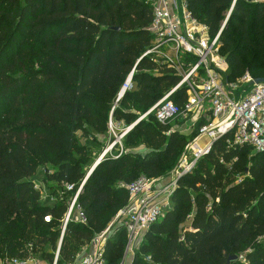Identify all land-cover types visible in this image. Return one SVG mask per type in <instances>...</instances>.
I'll use <instances>...</instances> for the list:
<instances>
[{"label": "trees", "instance_id": "obj_1", "mask_svg": "<svg viewBox=\"0 0 264 264\" xmlns=\"http://www.w3.org/2000/svg\"><path fill=\"white\" fill-rule=\"evenodd\" d=\"M231 2L186 0L211 37ZM150 21L144 0H0V259L39 255L52 264L58 249L56 264H71L78 246L125 206L124 186L159 177L187 144L153 115L140 119L125 135L148 151L99 162L76 200L85 222L73 213L60 238L69 199L86 175L89 148L80 139L98 140L109 118L132 125L179 80L165 65L139 58L153 39ZM219 43L226 80L244 71L264 78V0H236ZM132 69L133 88L112 109ZM169 99L181 106L185 88ZM249 151L215 141L177 180L130 264H225L233 255L243 261L230 264H264V153ZM39 167L65 201L44 200L34 183ZM126 243L120 225L105 238L101 264H123Z\"/></svg>", "mask_w": 264, "mask_h": 264}, {"label": "built area", "instance_id": "obj_2", "mask_svg": "<svg viewBox=\"0 0 264 264\" xmlns=\"http://www.w3.org/2000/svg\"><path fill=\"white\" fill-rule=\"evenodd\" d=\"M235 1L232 0L217 33L211 37L206 27L192 17L186 0H144V4L151 8V21L147 30L153 39L139 58L145 57L165 65L179 80L143 117L151 114L160 124L190 117L192 125H200L197 126L196 135L185 145L186 153L182 155L172 170L171 178L165 184L156 189L158 182L163 181L162 177L149 179L140 176L124 186L127 201L115 218H123L120 225L126 230L125 254L133 251L149 226L169 207L170 196L177 180L190 172L197 160L210 152L215 141L225 138L227 146H247L252 154L264 153V83L254 84V79L247 71L234 81L226 80V62L218 53L220 32ZM133 72L134 69L120 85L112 109L124 93L133 88ZM182 87L185 88L186 99L178 106L169 98ZM107 127L112 132L114 126L110 118ZM130 127L131 125L121 129L118 138L109 143L102 154H110L115 149L110 158L117 159L123 152L120 141ZM113 136L115 138L114 134ZM201 139L205 140L203 145H199ZM116 146H119L118 149ZM94 167L89 169L69 199L62 219L60 238L73 213L75 219L85 222L76 200L86 176ZM65 191L71 192L72 186L66 185ZM109 228L110 226L98 237L101 244L98 253L82 256L79 264L102 263L101 251ZM57 257L58 249L54 253L52 264H56ZM237 260L243 261V256L239 255ZM27 261L32 259L20 261L4 257L0 259V264H25Z\"/></svg>", "mask_w": 264, "mask_h": 264}, {"label": "rangeland", "instance_id": "obj_3", "mask_svg": "<svg viewBox=\"0 0 264 264\" xmlns=\"http://www.w3.org/2000/svg\"><path fill=\"white\" fill-rule=\"evenodd\" d=\"M189 119L190 117H187L185 119L178 118L175 121L169 122V124L167 125L169 131H177L181 133L183 136H185V138L187 139V143H189L192 140L193 136L197 132L196 130L197 124L192 125ZM113 126L114 127L112 128V132L107 131L106 134H104L103 136H98L97 138L98 140L96 141H90L87 138L80 139V141L85 143V145L89 148L88 159L84 163V169H83L84 173L87 174V172L92 166H96L99 162L107 159L108 157L110 158V154H114L115 149H113L110 154L109 153L102 154V152L109 143H111L113 140H116V138H118L121 129H124L128 125L125 124L124 122L117 123V124H115L114 122ZM113 134L115 135V138ZM78 135H80V133H78ZM138 141H139L138 138H136L135 136H130L129 138L126 139V135H124L120 141L121 146H122V151H123L122 154L126 153L127 151H131V152L135 151V152H140L142 154L145 152V150L148 151L147 149L143 147V145H140ZM118 147L119 146H116L115 148L118 149ZM250 151L248 152V155L252 154ZM185 153L186 152H185V146H184L179 151L177 158H175L170 164L163 166V174L159 176L163 178V181H160L158 183H161V185H163V183L165 184L168 181V179L171 178L172 170L176 167L182 155ZM185 157L187 158V155H185ZM46 169L48 171L51 170L50 167H47ZM34 183L37 187L40 188L41 194L45 198L44 200H47L48 202H54L56 199L60 197H62L64 201L66 200V197L62 196L61 194L62 188L57 187L54 182L47 180L42 167H39L37 169L35 176H34ZM157 188L158 187L156 186V189ZM118 212L110 216L109 218H107L105 228L101 232L103 233L110 226L105 237H107L109 233L113 232L117 227L120 226V223L123 220V218L122 216L119 218H115ZM100 234L94 235L91 241L87 245L78 246V250H79L78 254L83 253V255H96L101 246L100 239L98 238ZM129 254L130 252L125 255H129ZM30 259L36 262H40L41 264H51L44 259H40L39 255H34Z\"/></svg>", "mask_w": 264, "mask_h": 264}, {"label": "crops", "instance_id": "obj_4", "mask_svg": "<svg viewBox=\"0 0 264 264\" xmlns=\"http://www.w3.org/2000/svg\"><path fill=\"white\" fill-rule=\"evenodd\" d=\"M204 143H205V140H204V139H201V140L199 141V145H203ZM163 184H164V183H163ZM160 186H161V183H158V184H157V187H160ZM35 187H36V188H39V187H37L36 185H35ZM138 244H139V243H138ZM136 247H137V245L134 246V249H135ZM132 252H133V251H132ZM132 252H130L129 255H126L123 264H130ZM82 256H84L83 253H82V254H78V255L76 256V258L74 259V261H73L71 264H79V260H80V258H81ZM25 264H41V263L32 260V261H27Z\"/></svg>", "mask_w": 264, "mask_h": 264}, {"label": "water", "instance_id": "obj_5", "mask_svg": "<svg viewBox=\"0 0 264 264\" xmlns=\"http://www.w3.org/2000/svg\"><path fill=\"white\" fill-rule=\"evenodd\" d=\"M229 17V16H228ZM226 22H227V20L225 21V23H224V25H223V28H224V26H225V24H226ZM222 28V29H223ZM135 67V66H134ZM253 83L254 84H260V83H264V78H256V79H254V81H253ZM112 113V112H111ZM142 117H143V115L142 116H140L139 117V119L136 121V122H134L132 125H131V127L129 128V130L140 120V119H142ZM93 169H91V171H92ZM88 177V175L86 176V178ZM86 178H85V180H86ZM85 182V181H84ZM237 260V257L236 256H230L227 260H226V262H225V264H230L231 262H235Z\"/></svg>", "mask_w": 264, "mask_h": 264}]
</instances>
